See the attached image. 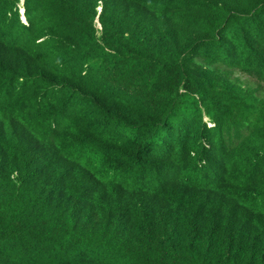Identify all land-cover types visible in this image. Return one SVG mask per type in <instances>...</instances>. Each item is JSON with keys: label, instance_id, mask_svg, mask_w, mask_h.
Returning <instances> with one entry per match:
<instances>
[{"label": "trees", "instance_id": "obj_1", "mask_svg": "<svg viewBox=\"0 0 264 264\" xmlns=\"http://www.w3.org/2000/svg\"><path fill=\"white\" fill-rule=\"evenodd\" d=\"M0 264H264V0H0Z\"/></svg>", "mask_w": 264, "mask_h": 264}, {"label": "rangeland", "instance_id": "obj_2", "mask_svg": "<svg viewBox=\"0 0 264 264\" xmlns=\"http://www.w3.org/2000/svg\"><path fill=\"white\" fill-rule=\"evenodd\" d=\"M20 11H21V9H20ZM241 78L246 80V81L249 80L246 76H241Z\"/></svg>", "mask_w": 264, "mask_h": 264}, {"label": "water", "instance_id": "obj_3", "mask_svg": "<svg viewBox=\"0 0 264 264\" xmlns=\"http://www.w3.org/2000/svg\"><path fill=\"white\" fill-rule=\"evenodd\" d=\"M21 14H22V20H25L23 16V9L21 10Z\"/></svg>", "mask_w": 264, "mask_h": 264}]
</instances>
